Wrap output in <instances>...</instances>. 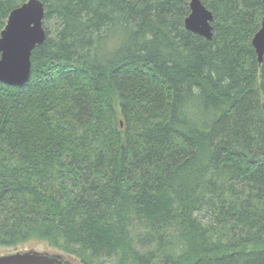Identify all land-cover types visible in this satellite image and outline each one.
Instances as JSON below:
<instances>
[{
    "label": "trees",
    "instance_id": "trees-1",
    "mask_svg": "<svg viewBox=\"0 0 264 264\" xmlns=\"http://www.w3.org/2000/svg\"><path fill=\"white\" fill-rule=\"evenodd\" d=\"M41 1L30 79L0 82V248L264 264L263 0H201L211 40L191 0Z\"/></svg>",
    "mask_w": 264,
    "mask_h": 264
},
{
    "label": "water",
    "instance_id": "water-1",
    "mask_svg": "<svg viewBox=\"0 0 264 264\" xmlns=\"http://www.w3.org/2000/svg\"><path fill=\"white\" fill-rule=\"evenodd\" d=\"M264 2V0H263ZM45 5L41 0H28L13 9L0 36V82L12 86L24 85L31 75L33 50L45 42L47 32L43 22ZM214 15L201 0L190 1V13L185 19L188 30L211 40ZM254 45L258 60L264 57V16L255 33ZM0 264H84L74 255L35 247L0 253Z\"/></svg>",
    "mask_w": 264,
    "mask_h": 264
},
{
    "label": "rangeland",
    "instance_id": "rangeland-1",
    "mask_svg": "<svg viewBox=\"0 0 264 264\" xmlns=\"http://www.w3.org/2000/svg\"><path fill=\"white\" fill-rule=\"evenodd\" d=\"M47 25L51 26V23L49 22ZM32 247H35V248L41 249V250L49 249V250L59 251L58 249L49 246L46 242L33 239V240H31L25 244H21V245L17 246L16 248H0V253H5L8 251H13V250H18V249H28V248H32ZM75 258L78 259L76 256H75Z\"/></svg>",
    "mask_w": 264,
    "mask_h": 264
}]
</instances>
